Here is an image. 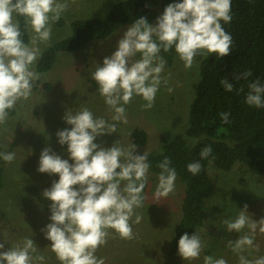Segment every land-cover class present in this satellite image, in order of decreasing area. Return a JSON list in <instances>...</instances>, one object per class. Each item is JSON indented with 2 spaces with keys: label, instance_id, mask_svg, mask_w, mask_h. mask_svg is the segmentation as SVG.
<instances>
[{
  "label": "clouds",
  "instance_id": "clouds-1",
  "mask_svg": "<svg viewBox=\"0 0 264 264\" xmlns=\"http://www.w3.org/2000/svg\"><path fill=\"white\" fill-rule=\"evenodd\" d=\"M68 8L69 0H0V125L7 123L10 111L19 101H26L32 95L34 82L40 79V74L33 70L43 55L39 45L50 46L52 25ZM14 16L23 17L25 28L31 31L28 43L21 38V24ZM156 19L153 25L144 16L137 18L118 40L116 50L103 58L102 66L96 64L90 71L98 93L114 113L111 122L94 116L87 107L75 113L67 109L62 119L71 127L58 130L56 136L61 146L67 145L69 159L62 158L50 146L41 150L37 171L59 177L41 193L51 201L50 222L41 232L51 241V251L61 264H104L95 253L107 243L109 229L122 239L135 238L129 221L134 210L143 206V192L151 167L148 153L134 154L137 147L134 143L125 148L115 141L112 146L105 147L95 140L116 133L117 122L127 123L125 106L135 96L145 101L142 108L147 110L154 106L161 83H168L161 77L166 64L161 50L168 52L174 48L188 69L192 68L197 56L207 58L215 54L222 58L232 51L233 38L221 23L232 20L231 0H179L169 3ZM137 54L140 58L130 62ZM251 75L245 70L233 79H247ZM220 83L226 91L234 88L227 78ZM248 88L245 102L264 108V84L257 80ZM219 115L223 122H229L230 113ZM212 152L208 145L201 149L199 156L207 159ZM15 156L14 152L0 151V159L6 164L12 163ZM170 165L167 156L157 164L160 171L154 192L156 201L175 190L176 169ZM187 170L197 175L202 165L199 161L191 162ZM121 182H126L123 187ZM247 208L245 204L235 219L223 221L229 232L250 230L251 234L228 241L235 253L258 250L254 245L255 232L259 228L264 233V217L250 219ZM139 221L137 216L133 223ZM6 243L4 239L0 242V264H42L45 260L31 238L25 237L7 249ZM203 247L196 232L192 235L185 232L179 237L178 254L183 260L199 258ZM204 264H227V261L207 255ZM239 264H264V256L249 260L239 255Z\"/></svg>",
  "mask_w": 264,
  "mask_h": 264
},
{
  "label": "rangeland",
  "instance_id": "rangeland-1",
  "mask_svg": "<svg viewBox=\"0 0 264 264\" xmlns=\"http://www.w3.org/2000/svg\"><path fill=\"white\" fill-rule=\"evenodd\" d=\"M114 1L118 0H69V8L61 18L69 21L74 18L102 17ZM156 22L157 19L153 25ZM129 26L123 24L107 38L91 40L74 52L59 55L52 68L34 82L30 98L19 101L15 113L9 115L5 125H0V147L16 154L12 163L4 165L0 189V242L7 240L5 249L28 237L37 245L39 254L44 255L42 264H61L51 251V241L45 239L41 232V228L50 222L51 203L41 193L59 177L58 174L49 175L37 171L40 153L44 147L50 146L62 158L69 159L67 145L61 146L56 136L58 130L71 127L62 119L67 109L75 113L81 107H87L94 116L111 122L114 113L98 93L90 71L95 69L96 64L102 66L103 58L116 50L118 40ZM27 30L30 41L32 33ZM69 33L70 27L67 24L59 26L54 23L50 43ZM39 47L42 50L46 48L43 44ZM139 58L137 54L130 62ZM33 70L36 72L35 65ZM192 74L193 69L185 68L176 54L170 64L166 62L161 73L162 81L167 80L168 83H161L154 106L147 110L142 108L145 101L135 96L125 106L127 123L117 122L116 133L99 136L95 142L110 147L118 141L119 146L127 148L132 144L128 138L129 132L136 128L144 130L147 139L144 144L137 145L134 154L141 155L145 151L159 149L161 144L181 132L191 94V87L186 86L184 80ZM44 82L51 84L49 90H45ZM169 87L172 88L171 92L168 91ZM209 175L213 185L205 195L207 216L203 226L196 231L204 245L199 258L183 260L178 253L168 254V243L179 218L183 185L176 176L175 190L168 197L156 201L154 192L158 175L151 171L143 192V206L134 210L129 221L135 238L122 239L114 230L109 229L107 243L95 253L97 258H102L104 264H204V257L211 255L225 259L227 264H239V255L249 260L264 256V233L259 228L254 236V245L258 250L235 253L228 241L251 234L250 230L245 228L241 233L229 232L223 223L226 219H235L245 204L248 205L247 215L250 219L259 220L264 217L262 180L238 166L228 172L210 166ZM124 183L121 182L122 187ZM137 216L140 221L133 223ZM206 249H209L208 254L204 252Z\"/></svg>",
  "mask_w": 264,
  "mask_h": 264
},
{
  "label": "trees",
  "instance_id": "trees-1",
  "mask_svg": "<svg viewBox=\"0 0 264 264\" xmlns=\"http://www.w3.org/2000/svg\"><path fill=\"white\" fill-rule=\"evenodd\" d=\"M174 2L179 0H118L102 17L69 21L60 18L56 25L67 24L70 33L51 42L43 50V55L35 64L36 72L44 75L59 55L74 52L91 40L107 38L119 26L131 25L140 16L153 24L164 8ZM231 15L230 23L221 21L225 31L233 38L230 55L222 58L215 54L207 58L197 56L192 67L193 74L184 80L186 86L191 87V94L181 132L161 144L159 149L147 152L151 165L149 171L158 175L160 169L157 164L167 156L183 185L179 218L168 243L169 255L178 253V240L183 233L192 235L204 224L208 209L205 195L213 185L210 166L223 172L236 166L243 167L264 183V108L252 107L245 102L250 83L259 80L264 84V0H231ZM14 17L21 24V38L28 43L29 34L23 17ZM160 55L170 64L176 52L174 48L168 52L161 50ZM245 70L252 75L247 79H233L234 75ZM224 78L234 85L232 91H226L221 85L220 81ZM44 87L49 90L51 84L44 82ZM15 111H10V115ZM222 112L230 113L228 123L220 118ZM128 138L132 144L142 145L147 134L144 130L133 128ZM208 145L213 152L207 159H201L199 153ZM0 151L4 150L0 147ZM196 161L201 163L202 170L192 175L187 170V164ZM4 165L5 162L0 159V189ZM208 250L204 251L205 254L209 253Z\"/></svg>",
  "mask_w": 264,
  "mask_h": 264
}]
</instances>
